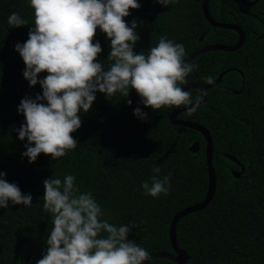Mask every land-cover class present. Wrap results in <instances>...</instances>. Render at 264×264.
<instances>
[{"label": "trees", "instance_id": "16d2710c", "mask_svg": "<svg viewBox=\"0 0 264 264\" xmlns=\"http://www.w3.org/2000/svg\"><path fill=\"white\" fill-rule=\"evenodd\" d=\"M203 1L175 0L163 6L156 0H137L140 8L130 9L124 18L129 25L137 23L140 39L134 51L147 56L161 36L183 44L185 59L208 45H235L239 34L214 28L204 16ZM209 10L215 21L240 26L246 40L237 51H210L190 62L196 67L186 84H211L227 73L209 90L203 105L180 115L202 124L212 136L217 191L204 210L179 221L177 241L189 255L187 264H264V0L252 7L241 0H210ZM13 12L29 24L12 28L8 18ZM34 22L30 0H0V172L33 198L30 207L9 201L7 208H0V264H36L46 254L53 216L43 208V181H63L66 175L75 176L78 194H92L104 213L102 220L117 227L136 225L129 240L149 254L173 252V217L202 202L208 192L204 136L171 124L169 116L178 107L154 111L143 105L134 89L127 98L119 92L108 98L97 92L92 108L79 113L82 125L72 133L77 147L56 160L41 153L29 163L22 155L28 141L18 138L25 123L18 106L23 98L35 99L43 90L39 83L30 87L24 78L25 64L15 45L27 41ZM96 41L103 49L97 62L108 70L113 63L108 59L110 40L99 28ZM47 75L42 72L38 79ZM188 92L193 103L201 97L197 89ZM136 108L147 113L146 120L134 115ZM196 142L200 150L193 153ZM154 166L161 168L160 178L171 173L169 193L158 198L144 195L141 187L145 181L151 184ZM241 166L245 171L236 178L234 172ZM147 264L177 263L157 258Z\"/></svg>", "mask_w": 264, "mask_h": 264}, {"label": "clouds", "instance_id": "9594fccd", "mask_svg": "<svg viewBox=\"0 0 264 264\" xmlns=\"http://www.w3.org/2000/svg\"><path fill=\"white\" fill-rule=\"evenodd\" d=\"M168 6L175 0H156ZM34 9V28L23 44L17 43L29 85L39 83L42 95L25 97L18 112L25 123L18 129V138L27 139L23 156L34 163L43 153L53 160L65 156L77 147L73 138L82 125L79 115L87 113L96 100V93L111 97L119 92L123 97L135 90L145 107L188 106L191 94L182 90L187 76L195 65L185 63L183 44L161 36L157 46L146 56L136 53L134 46L140 37L137 23L125 21L130 9H139L137 0H30ZM12 28L29 24L27 19L13 12L8 18ZM110 40L109 60L105 70L97 62L103 51L99 41L93 42L97 29ZM42 72L48 75L38 79ZM208 83L211 77H206ZM46 101L47 103H43ZM128 105L132 104L129 99ZM134 115L146 120L140 108ZM151 184L143 182L144 195L158 198L170 191L171 173L160 178L161 168L152 169ZM0 172V208L14 205L32 206L31 194H24L15 183H9ZM43 208L53 216L47 251L36 264H144L150 259L147 250L128 239L135 224L115 226L102 220L104 215L91 193H79L75 176L66 175L43 181ZM102 233H107L102 236Z\"/></svg>", "mask_w": 264, "mask_h": 264}, {"label": "water", "instance_id": "95a60500", "mask_svg": "<svg viewBox=\"0 0 264 264\" xmlns=\"http://www.w3.org/2000/svg\"><path fill=\"white\" fill-rule=\"evenodd\" d=\"M259 1L260 0H254L252 2H249L247 0H241V2L244 5L249 6V7L256 5ZM209 3H210V0H204L202 4V10L208 22L214 28L235 30L239 34V40L235 45L213 44V45L205 46L201 48L200 50L194 52L188 58H186L185 63H190L194 61L200 55L210 52V51L234 52V51L239 50L244 45V42L246 40V35H245V32L242 30V28L236 24H228V23H221V22L215 21L210 14ZM226 73L227 72H223L220 75L219 79L211 84L192 82V83H188V84L181 86L182 90L184 91H189L192 89L199 90L201 92V97L197 102L192 103L191 105L181 106V107L176 108L170 114L169 120L172 125L184 126V127H187L193 130H197L204 136L206 143H207L206 157H207V166H208V175H209V188H208L207 195L202 202L184 208L183 210L179 211L173 217L171 225H170V241L173 247V252H168V251L154 252L150 254V259L145 261L144 264H147L149 261L153 259H157V258L168 259L177 264H187L189 260V255L187 254V252L185 250H182L178 244L176 228H177L179 221L183 217L189 214L204 210L212 202V200L214 199L216 195V191H217V175H216V171L213 165L214 148H213V140H212V136L210 132L202 124L181 119L180 115H182L183 113L187 112L190 109L203 105L208 98L209 90L215 87L216 85H218ZM238 93L239 92H235V94H238ZM199 150H200V143L199 142L194 143L191 147V151L193 153H197ZM228 157L232 159L234 162H236L237 164H240L239 161L235 157L230 156V155H228ZM244 171H245L244 166H241V171L234 172V176L236 178H239L242 176Z\"/></svg>", "mask_w": 264, "mask_h": 264}]
</instances>
